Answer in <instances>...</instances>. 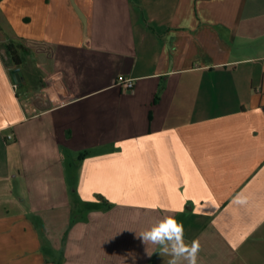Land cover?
Returning a JSON list of instances; mask_svg holds the SVG:
<instances>
[{"label": "crops", "instance_id": "0c3cea01", "mask_svg": "<svg viewBox=\"0 0 264 264\" xmlns=\"http://www.w3.org/2000/svg\"><path fill=\"white\" fill-rule=\"evenodd\" d=\"M6 36L0 264H167L137 234L168 216L198 264H264V0H0Z\"/></svg>", "mask_w": 264, "mask_h": 264}, {"label": "clouds", "instance_id": "9594fccd", "mask_svg": "<svg viewBox=\"0 0 264 264\" xmlns=\"http://www.w3.org/2000/svg\"><path fill=\"white\" fill-rule=\"evenodd\" d=\"M4 76V69L0 66V77ZM50 86L42 89L49 102L56 104L59 97L67 93L63 85L62 73H55L50 78ZM137 236L145 245H158L159 254L162 257H170L167 264H181L186 261L187 264H198V253L201 244L198 239H193L191 243H186L184 239V226L174 217H165L159 224L140 231Z\"/></svg>", "mask_w": 264, "mask_h": 264}, {"label": "built area", "instance_id": "2783aa9c", "mask_svg": "<svg viewBox=\"0 0 264 264\" xmlns=\"http://www.w3.org/2000/svg\"><path fill=\"white\" fill-rule=\"evenodd\" d=\"M0 56L3 61H9V57L5 49H0ZM7 69L10 70L11 68L7 67ZM113 86L119 89L121 92H131L134 88V80L124 76H118L114 81ZM11 87L13 91L17 93L18 84L13 82ZM17 99L25 116L38 115L47 108L55 107L59 104V102L56 104L49 102L47 95L42 93L41 90L26 98ZM8 139H11V136H8Z\"/></svg>", "mask_w": 264, "mask_h": 264}, {"label": "rangeland", "instance_id": "374dc122", "mask_svg": "<svg viewBox=\"0 0 264 264\" xmlns=\"http://www.w3.org/2000/svg\"><path fill=\"white\" fill-rule=\"evenodd\" d=\"M4 39L7 40V41H6V44H8V43L11 42V39H8L7 36H6ZM1 48L4 49V47H1ZM7 55H8V57H9V54H7ZM21 55H22V53H21ZM1 63H2V66H3L4 68H7V67H9V66L12 67V66H11L12 62H11L10 60H9L8 62H5V61H3V60L1 59ZM32 65H33V64H32L31 62L27 63L25 70H26L28 73L31 72L30 68L32 67ZM12 70H13L12 68L9 70V73H10L11 77H12V74H11ZM29 70H30V71H29ZM31 77L34 79L33 74L31 75ZM13 82H15V81L13 80ZM18 85L21 86V90H22V88L27 87V84H26V81H25L24 76L21 77V82H20ZM31 85H33V86L37 85V81L35 82V79H34V81L32 80ZM43 85H45V84H43ZM21 90L18 89L17 92H20ZM17 98L21 99V96H19V97H17ZM75 209H76V207H75ZM72 215H73V218H75V217L78 215V211L74 210V212L72 213Z\"/></svg>", "mask_w": 264, "mask_h": 264}, {"label": "trees", "instance_id": "16d2710c", "mask_svg": "<svg viewBox=\"0 0 264 264\" xmlns=\"http://www.w3.org/2000/svg\"><path fill=\"white\" fill-rule=\"evenodd\" d=\"M7 54H9V59L12 62L13 66L16 68L22 63L19 52L14 45V43L10 42L4 47Z\"/></svg>", "mask_w": 264, "mask_h": 264}, {"label": "water", "instance_id": "95a60500", "mask_svg": "<svg viewBox=\"0 0 264 264\" xmlns=\"http://www.w3.org/2000/svg\"><path fill=\"white\" fill-rule=\"evenodd\" d=\"M11 74H12L13 80L16 81L17 80L16 78H18V69L12 70Z\"/></svg>", "mask_w": 264, "mask_h": 264}]
</instances>
